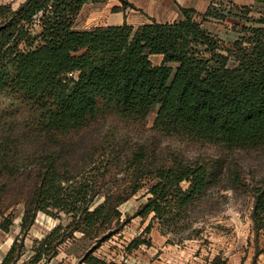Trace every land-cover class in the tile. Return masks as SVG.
Instances as JSON below:
<instances>
[{
	"label": "trees",
	"instance_id": "1",
	"mask_svg": "<svg viewBox=\"0 0 264 264\" xmlns=\"http://www.w3.org/2000/svg\"><path fill=\"white\" fill-rule=\"evenodd\" d=\"M88 1L99 0L0 5V97L9 99L0 109V229L9 231L21 216L25 236L41 212L68 220L27 260L24 240L16 239L1 264H46L41 260L56 256L75 232L91 242L79 262L109 264L95 250L133 218L151 217L147 234L155 221L162 232H176L221 186L235 151H264V11L251 17L250 6L241 8L235 15L245 24L223 43L203 21L231 9L222 14L211 5L198 20L197 11L181 7L173 22L78 29ZM154 108L155 135L221 154L187 159L152 139L132 141L129 133L139 135ZM109 118L116 121L104 132L99 126ZM141 194L145 202L123 219L120 206ZM253 195L254 227L264 231V179ZM142 244L151 240L137 236L127 249ZM261 253L264 246L251 264H260Z\"/></svg>",
	"mask_w": 264,
	"mask_h": 264
},
{
	"label": "rangeland",
	"instance_id": "2",
	"mask_svg": "<svg viewBox=\"0 0 264 264\" xmlns=\"http://www.w3.org/2000/svg\"><path fill=\"white\" fill-rule=\"evenodd\" d=\"M25 0H0V5L11 3L17 8ZM120 1V0H119ZM131 5L134 18L149 17L153 14L161 21H173L179 17L176 2L165 3L164 0H127ZM214 7L222 14H229L218 21L216 17H208L204 27L223 43L238 32L237 26L245 24L235 14L240 13L239 7L248 5L252 8L249 16L258 17L264 11V4L256 0H213ZM236 1V2H235ZM116 0L93 1L85 7L78 24L94 27L106 23L110 11H114ZM91 3V2H90ZM121 3V2H120ZM235 3V4H234ZM234 4V5H233ZM178 13V15H177ZM181 14V12H180ZM148 18V20H149ZM240 22V24H238ZM236 35V34H235ZM157 63L158 58H153ZM9 104V99L0 97V109ZM158 108H154L147 118L144 130L138 135L134 131L129 138L135 141L139 138L152 139L163 151H173L182 154L187 159L217 157L221 151L212 145H202L182 140L176 136L155 135L152 129ZM116 120L109 118L99 126L104 132L114 125ZM131 128V127H130ZM124 130L122 124L117 131ZM264 179V151H235L229 157L222 175L221 186L211 191L208 198L201 202L187 218L185 227L175 231L162 232L157 221L147 234L144 230L151 217L133 218L120 234L114 235L104 242L94 252L109 264H214L215 259L226 264H251L256 258L258 247L264 246V231L256 230L253 223L252 211L254 205L253 187ZM147 197L134 196L120 206L122 218L133 215ZM66 216H50L39 213L35 223L25 236L21 231V216H18L9 231L0 229V264L18 239L24 240L22 259L27 260L34 254V247L59 224L66 225ZM150 239L151 244H142L139 248L128 251L127 246L135 237ZM23 237V239H22ZM88 238H83L79 232L73 237H67L59 245L58 254L51 259L43 258L40 263L46 264H88L79 262L83 253L90 247ZM257 260L264 264V254H259Z\"/></svg>",
	"mask_w": 264,
	"mask_h": 264
},
{
	"label": "crops",
	"instance_id": "3",
	"mask_svg": "<svg viewBox=\"0 0 264 264\" xmlns=\"http://www.w3.org/2000/svg\"><path fill=\"white\" fill-rule=\"evenodd\" d=\"M92 2L93 1H88L87 3H85L83 8H82V10H81V12H80V14L78 15V18L76 19V27L78 29H90V28H92V27L87 25L86 21L83 22V25L78 24L79 19H80L81 15L83 14L85 7L88 6L89 4H92ZM164 2L165 3L168 2L169 4L172 3V2H176L177 3L178 10H179V17H177L173 21H176V20H179V19L182 18L181 14H180V12H181L180 8L181 7L182 8H187V9H194L198 13V15H197L198 20H202V15L208 10V8L211 5H216V3H214L213 0H164ZM128 6H130V5H124L121 0L120 1L116 0V2L113 4L114 11H110L109 12V15L107 16L106 23L97 24L95 26L122 25L124 23H127L129 25L137 27L139 25H142L144 23L149 22L150 19H152V18L156 19V16L153 15V14H149V16H150V18L148 17L149 20H148L147 17L134 18L133 14L131 13L133 9H130V7H128ZM241 8H242V6L239 7V9H241ZM177 15H178V13H177ZM157 18L158 19H156V20L159 21V22L169 21V20L161 21L160 17H157ZM216 20L220 21L222 19L219 18V19H216ZM173 21H169V22H173ZM238 24H240V22ZM203 26H204V21H203ZM237 28H238V32H236V33L234 32L233 33L234 35H232L231 39H227L225 43H231V42H233L234 40L237 39V37L239 35V28L240 27L237 26ZM155 57L158 58V62L157 63L153 62V63L154 64H160L162 62V60H163V55H152V57H151L152 61H153V58H155Z\"/></svg>",
	"mask_w": 264,
	"mask_h": 264
},
{
	"label": "built area",
	"instance_id": "4",
	"mask_svg": "<svg viewBox=\"0 0 264 264\" xmlns=\"http://www.w3.org/2000/svg\"><path fill=\"white\" fill-rule=\"evenodd\" d=\"M76 73H69L68 76H74Z\"/></svg>",
	"mask_w": 264,
	"mask_h": 264
}]
</instances>
